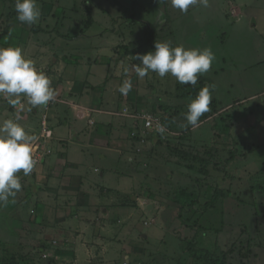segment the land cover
Masks as SVG:
<instances>
[{
	"label": "rangeland",
	"instance_id": "1",
	"mask_svg": "<svg viewBox=\"0 0 264 264\" xmlns=\"http://www.w3.org/2000/svg\"><path fill=\"white\" fill-rule=\"evenodd\" d=\"M38 4L41 17L33 25L40 39L59 41L60 32L69 41V35L85 29L90 9L93 23L83 40H97L102 51L88 46L83 59L77 55L81 66L73 76L90 80L88 102L83 103L74 83L60 97L67 103L55 95L63 105L58 104L61 118L51 125L63 133L53 132L46 142L49 153L35 161L30 175L17 173L22 188L0 207V264H198L182 249L195 234L200 247L213 251L218 244L228 252L227 264H264V102L259 93L264 89V29L259 26L264 0H209L207 7L190 6L186 13L170 0ZM13 9L12 1L0 0V47L21 49L20 41L33 33V25L13 20ZM148 26L171 46L212 49L215 60L202 76L211 81L214 96L229 114L233 134L241 119L247 132L225 138L213 130L209 113L196 126L185 127L184 114L194 98L179 96L181 84L175 77L160 78L154 72L137 76L140 61L134 57L147 47ZM67 44L63 42L65 53ZM124 46L138 52L123 55ZM43 64L35 67L53 82L54 69ZM126 80L132 89L124 95L119 88ZM57 83L51 85L55 92L62 84ZM13 99L19 103L13 106L0 97V122L18 118L36 137L35 157L43 110L52 109L55 100L35 114L26 98ZM149 110L172 116L167 133L147 138L139 129L138 137L137 124ZM62 111L68 112L66 120ZM73 113L82 117L81 124ZM243 137L245 148L238 146ZM231 149L237 157L222 169ZM210 155L213 163H206ZM177 190L198 195L200 204L181 209ZM226 190L230 196L206 211L204 204L215 192Z\"/></svg>",
	"mask_w": 264,
	"mask_h": 264
},
{
	"label": "clouds",
	"instance_id": "2",
	"mask_svg": "<svg viewBox=\"0 0 264 264\" xmlns=\"http://www.w3.org/2000/svg\"><path fill=\"white\" fill-rule=\"evenodd\" d=\"M172 7L186 13L190 6L207 7L209 0H170ZM17 20L28 26L35 24L41 17L38 0H15ZM136 66L138 77L144 78L149 72L156 73L160 78L170 74L180 84L195 86L198 76L206 74L212 68L215 54L208 48H184L171 46L168 42H156L154 51L137 54ZM51 81L42 71H38L31 59H26L19 47H0V97L16 105L24 97L30 108L47 106L55 98V90ZM132 89L131 81L126 80L119 88L126 95ZM212 94L209 87L200 89L194 99L187 105L184 114L185 127L196 126L200 118L210 110ZM18 119V118H17ZM17 119H6L0 122V207L5 206L10 197L14 198L21 190L20 177L32 173L35 161L32 156V142L35 136L29 135ZM163 134L165 127L157 125L155 129Z\"/></svg>",
	"mask_w": 264,
	"mask_h": 264
},
{
	"label": "trees",
	"instance_id": "3",
	"mask_svg": "<svg viewBox=\"0 0 264 264\" xmlns=\"http://www.w3.org/2000/svg\"><path fill=\"white\" fill-rule=\"evenodd\" d=\"M12 1L13 5H14V9H13V20L17 19L16 16V11H15V0H10ZM11 17V16H10ZM93 23V17H92V12L90 11V9H88V20L85 24V29H87L91 24ZM35 25H33V30H35ZM85 29L83 30V32H85ZM56 33L59 32V29H57V27H55ZM144 33L147 37L146 40V44L147 47L145 49V51L141 52V54H146L149 51H154V44L155 41L156 42H160L157 38H156V30L154 28H151L148 26L147 29H145ZM58 34H61L60 32ZM76 35H78V33H76ZM69 39L73 37V35H69ZM175 47V46H173ZM124 52H122L123 55H133L136 54L138 52V50H134L135 48L133 47H129V46H124ZM138 48V47H137ZM140 52V51H139ZM145 52V53H144ZM209 87L211 90V94H212V102L210 104V110L206 113H209V116H212L214 119V124L212 126L213 130H216L220 133V135H223L225 138H230V130H231V123H230V119H229V114L227 113V111H224L221 100H219L217 97L214 96L213 94V87L211 84V81L204 78L202 75L198 76V81L197 84L195 86L191 85V84H181L179 86H177V89H179V91H181V94H179L180 97L182 98H195L196 95L198 94V92L200 91L201 88L203 87ZM51 103V101H50ZM147 112L153 113V114H157L155 111L153 110H149ZM146 113V112H144ZM143 113V114H144ZM142 114V115H143ZM204 117H208V116H204ZM162 118V122L165 126V132L167 133L168 130V126H171L172 124V116L169 117H163ZM48 120H50V115H48ZM141 122V118L139 120ZM137 128L138 131H136L138 137H140V134L142 133L139 129H141V125L137 124ZM142 130V129H141ZM164 132V133H165ZM163 133V134H164ZM142 134H146L147 138L150 137L148 135L151 136H155V135H161V133H142ZM229 136V137H228ZM145 138V139H147ZM51 142V141H50ZM216 150V149H215ZM212 155H210V159L208 161H206V163H213ZM237 157L235 150H230L229 154L227 155V157L223 160L222 163V169H226L227 166L229 165V163L235 159ZM212 161V162H211ZM221 163L218 161V163L216 162L214 165L216 167H218V164ZM223 171V170H222ZM176 202H178L181 206V209L186 210V211H190L191 209L195 208L196 206H198L200 204V198L198 195L194 194V193H189L187 194L185 191L183 190H177L174 193ZM230 196V192L229 191H221V192H215L213 198H211L210 200H208L205 204V210L208 211L209 209H214L217 208L218 205L220 204L222 199H227ZM9 206H13L15 207V205H12L11 203H9ZM205 211V212H206ZM198 236L197 234H195V236L188 240V245L186 247H183V251L184 252H188L189 254H191L193 256V258L199 260L198 264H227V260H228V252L222 250L218 244H215L214 246V250H207L204 249L203 247L199 246V242H198Z\"/></svg>",
	"mask_w": 264,
	"mask_h": 264
},
{
	"label": "crops",
	"instance_id": "4",
	"mask_svg": "<svg viewBox=\"0 0 264 264\" xmlns=\"http://www.w3.org/2000/svg\"><path fill=\"white\" fill-rule=\"evenodd\" d=\"M259 20H261V24L259 26L261 27V25H262V29H264V19L262 20L260 18ZM252 27L257 28L258 27V24L256 22H253ZM44 32H47V34L50 35V33H48V31L44 30ZM76 33H78V35L73 34V37L72 38H70V39L68 38L69 41H66V38L67 37L64 36L65 34H60V35L57 34V36L59 37V39H58L59 41H56V39H55L54 42L53 41L52 42H49V41L48 42H45V40L40 39L39 36H37L36 31L33 30V33L32 34L28 35L27 38H24L20 42L23 45L22 46L23 48H21V49H23V51H22L24 53L23 56L26 59H31L34 62V64L36 65V67L38 65H42V63L45 64V61H46V63L49 64L48 65L49 68L54 69L53 71H54V76L55 77H54V79H52L53 82L51 80L50 81H51V85L53 83H55L53 85H56V86H58L57 85L58 84L57 82H61L62 83L59 86V88L57 89V92H55L56 95L59 98L60 97H66L65 93H70L68 86L71 83H74V84L77 85V88L75 87L76 85L73 88L74 89H77L80 98H82V96H84L83 99H82V101L84 103V101H87L88 102V100L85 99V96H86V93H88V95H89L90 91H88V87L91 88L92 85L89 83L90 80H88L87 76L85 77L86 80H84V81H77V79H75V77L73 76L74 75L73 71H75L78 67L80 68V66H81V65H78V63H79L78 56L81 59H83L82 58V55L87 54V52L90 50V47H94V49L97 50V51H99V52H101L102 49H100L101 45L99 46L96 43L97 40H95V39H90L89 38L90 42L83 40V37H86V34H84L85 32L79 33L77 31ZM80 35L82 37L81 38H78V36H80ZM260 35L261 36L263 35V37H264V33L263 34L260 33ZM52 39H53V37H52ZM75 41H79V43L76 44ZM63 42L68 43L67 44V50L68 51L66 53H65V49H64ZM81 42H83V44ZM94 44H96V45H94ZM88 46H90V47H88ZM32 48L35 49V50H33L35 52L30 51V49H32ZM60 53H61V55H59ZM66 54L69 55V56L65 57ZM74 55H76V56H74ZM40 56L41 57H45L44 60H39L38 57H40ZM40 68H42V67L40 66ZM52 69H50V70L52 71ZM74 79H75V81H74ZM94 86H96V85H94ZM244 93H246V92H244ZM259 93L261 94V99L264 102V89L262 91H260ZM247 94H249L251 96L252 95H254V96L257 95V94H251L250 92H247ZM58 97H55L54 98L55 101H54V104L52 105L54 107L52 109H50L49 111L47 110L48 112H50V116H51L50 117V125L52 124V122L57 121L58 120V117L61 118V116H58V113H59V110L58 109H59V107H61V106H58V104L63 105V102L64 103H67L64 100L65 98L64 99L63 98H60V100H62L63 102L62 103H58V99H57ZM86 108H88V107L86 106ZM40 109H41L40 107L39 108H35L34 109L35 114L37 112L39 113V110ZM68 109H69V107H68ZM86 110L90 112V109H86ZM43 111L49 115V113L45 109ZM62 112L64 113V111H62ZM8 113H10V112L7 111L5 113V115L6 114L8 115ZM262 113H263V116H264V106H262ZM59 115H61V112L59 113ZM67 115H68V112L67 113H64L62 115V117L64 116V118L66 120L67 119ZM73 115H74L76 121L78 120V123L81 124L82 123L81 122L82 121V117H81V119H78L79 114H74L73 113ZM252 115H250V116H252ZM51 119H52V121H51ZM79 120H81V121H79ZM241 123H242V119L240 121V125H241ZM53 125H56V124H53ZM53 125H51V129L55 133V135L58 134V133H60V134L63 133L62 128H59V127H56V126H53ZM240 125L238 124V128H236V132L234 134H238L239 132H242V131H243L242 133H244V132H247L249 130V129H245V127H242L243 129H241ZM232 130L233 129L231 128L230 133L232 135H234L233 132H232ZM39 132L40 131L38 129V133ZM40 135H41V133H40ZM238 135L240 136V134H238ZM263 138H264V136H263ZM241 140H245L244 137L239 140L240 142H238V144H239L238 146H240L241 148H245L244 141H241ZM234 141H235V139H234Z\"/></svg>",
	"mask_w": 264,
	"mask_h": 264
},
{
	"label": "built area",
	"instance_id": "5",
	"mask_svg": "<svg viewBox=\"0 0 264 264\" xmlns=\"http://www.w3.org/2000/svg\"><path fill=\"white\" fill-rule=\"evenodd\" d=\"M157 125H163L162 118L157 115L153 114L150 112H146L143 115H141V129L143 130V133H156L157 131L155 130ZM165 127V126H164ZM166 130V129H165ZM53 138V131L49 125V120H48V114L45 113L43 115L42 119V131L40 135V142L39 143H34L36 154L35 157H33L34 161H39L42 158V161L46 158V155L49 153L47 152L49 149L47 147V144L50 143L51 139ZM44 139H47L46 141ZM43 141V150L41 149V141ZM144 141V138L143 140ZM47 142V144H46ZM43 152V153H41ZM43 156V157H42Z\"/></svg>",
	"mask_w": 264,
	"mask_h": 264
}]
</instances>
